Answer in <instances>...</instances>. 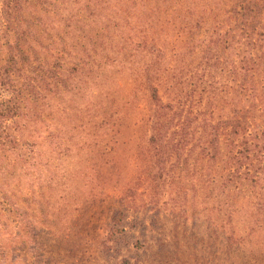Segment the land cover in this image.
I'll list each match as a JSON object with an SVG mask.
<instances>
[{"label":"rangeland","instance_id":"1","mask_svg":"<svg viewBox=\"0 0 264 264\" xmlns=\"http://www.w3.org/2000/svg\"><path fill=\"white\" fill-rule=\"evenodd\" d=\"M88 1L66 2L63 13L81 21L53 33L62 67H84L83 80L56 94L47 85L27 111L33 134L22 135L17 125L16 140L0 143V264H264V216L256 212L264 186H225L224 133L218 160L203 150L205 122L237 116L233 62L203 78L191 26L160 27L157 15L147 42L164 45V56L152 80L162 105H172L159 109L145 72V61L156 58L132 52L123 35L136 5L124 0L109 9L123 29L112 36L93 21ZM188 4L171 6L165 22L185 15ZM229 4L224 0L222 9ZM201 14L203 37L214 19L208 10ZM45 56L57 63L51 52ZM256 79L263 98L264 69ZM9 96L0 85V99ZM252 113L262 129L264 108ZM159 116L178 125L189 118L181 149L171 143L161 152L150 143Z\"/></svg>","mask_w":264,"mask_h":264},{"label":"trees","instance_id":"2","mask_svg":"<svg viewBox=\"0 0 264 264\" xmlns=\"http://www.w3.org/2000/svg\"><path fill=\"white\" fill-rule=\"evenodd\" d=\"M122 1L124 0L87 2L91 5L89 15L93 17V21L104 22L107 32L112 36L117 27L120 33L123 29L122 25L119 26L120 16L110 14L109 9L112 6L114 9L115 5ZM206 1L189 0L185 15L174 16L165 22V12L170 13L173 5H177L178 10H181L184 0H129L131 6L136 5L137 15L134 23H126L128 31L123 35L127 36L129 42L126 43L132 52L143 53L149 59V50L151 56L156 58L145 61V72L151 98L159 109L170 108L172 105H162L152 80L153 72L164 56V45L159 47L155 43L147 42V33L154 31L153 22L157 15V24L160 27L165 28V25L179 21H185L186 29L191 26V35L194 33L192 51L200 48L198 56L199 65L203 66L200 71L203 78L212 76L210 71L222 64L229 66V59L233 62L230 65L236 73V78H239L236 85L237 97L234 100L237 116L232 115L219 122L207 120L204 124L207 143L203 150L210 160H218L222 155L221 134L224 133L227 135L225 145L228 147L225 160L230 167L229 173L226 174L225 186L229 187L234 183L238 190L244 189L246 185L250 188L264 186V127L259 129L260 125L252 113L253 108H264V97L261 98L259 94L256 79V74L264 69V0H227L230 3L227 11L222 9L224 0H213L215 5H208ZM66 2L69 0H0V85L10 94L8 98L0 99V143L9 138L16 140L12 129L19 128L22 135L25 131L29 135L33 134L34 129L29 123V118L33 117L27 111L31 104H35L42 95L47 94V85H51L53 94H56L59 87L77 85L87 72L77 64L64 69L63 62L58 60L60 54L55 53L57 41L54 31L56 32L62 24L64 27H71L81 21L77 13H63L68 7ZM154 8L157 9L156 12L151 13ZM207 10L213 16L214 23H210L203 37H200L198 29L201 28L203 20L201 12ZM221 10L226 14L220 16ZM198 12L199 16L195 17ZM141 36L144 38H137ZM194 42L197 43L194 45ZM124 48L126 46H122L121 50ZM49 52L57 56V60H54L57 63H52L51 66L49 58L45 56ZM224 68L226 67L223 66L222 69ZM188 120L189 118L184 117L178 125L173 116L168 119L161 116L154 118L150 143L161 152L169 149L171 143L170 148L181 149L182 145L186 144L183 137L190 133L187 131L191 124ZM21 121L25 122L24 125ZM174 126H177V129H172ZM256 212L264 216V197L259 191ZM231 238L233 239V235Z\"/></svg>","mask_w":264,"mask_h":264}]
</instances>
